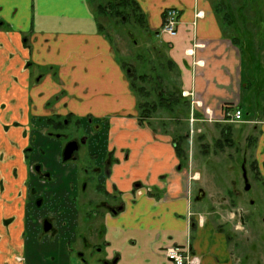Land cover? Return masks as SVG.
<instances>
[{"label":"crops","instance_id":"0c3cea01","mask_svg":"<svg viewBox=\"0 0 264 264\" xmlns=\"http://www.w3.org/2000/svg\"><path fill=\"white\" fill-rule=\"evenodd\" d=\"M135 1L145 28L165 47L178 78L179 100L206 124L195 143L204 146L211 130L207 123L216 124L213 130L219 129L225 143L232 140V124H261L259 138L247 136L244 165L248 161L264 187V105L255 104L264 103V93L251 87L253 70L244 82L245 55L223 30L227 25L208 0ZM169 8L179 12L174 36L161 30ZM136 103L87 0H0V264H27L25 237L32 226L23 150L31 141L30 125L44 126L63 115L80 123L91 119L88 154L100 161L99 180L107 170L98 186L104 197L122 205L117 215L103 217L102 259L173 264L164 251L179 246L190 250L196 264H250L235 234L193 205L189 188L201 181L200 172L192 177L173 139L154 130L150 119L138 122ZM225 109H239L242 122L224 121ZM245 110L246 117L256 118L244 120ZM186 138L193 146V138Z\"/></svg>","mask_w":264,"mask_h":264},{"label":"rangeland","instance_id":"374dc122","mask_svg":"<svg viewBox=\"0 0 264 264\" xmlns=\"http://www.w3.org/2000/svg\"><path fill=\"white\" fill-rule=\"evenodd\" d=\"M208 2L219 20L225 17L221 8L231 14L235 29L227 25L223 30L236 37L245 51L244 82L251 80L248 74L253 70L255 81L251 87L264 93V0ZM98 22L126 77L131 69L136 77L148 75L151 82L143 85L146 89L157 84L159 77L162 81L159 89H165L168 94L164 98L178 91L175 70L166 66L165 47L147 28H141L130 17L123 21L102 17ZM137 84L141 86L139 82ZM149 100L155 102L156 95L151 93ZM246 112L249 111L245 110L244 118L247 119L244 120L256 118L255 115L246 117ZM190 114V104L180 103L172 111L158 109L149 123L154 130L171 139L185 134L190 140L193 138V146L187 140L180 142L185 151L184 167L189 173L192 167V177H197L195 174L199 172L201 175V181L193 182L189 188L193 205L204 207L216 223H224L225 229L235 234L241 250L248 254L250 264H264V187L248 166V161L244 165L247 136L259 138L261 124H232V140L225 143L219 129L213 130L212 125L215 127L216 124L207 123L211 130L207 132L203 146L200 141L195 143V139L202 133L201 126L206 124L194 123L192 128L195 132L190 136ZM89 119L80 123L75 117L63 115L55 120L59 123L56 126L47 123L44 126L30 125L31 141L23 150L27 201L31 202L28 222L32 226L25 237L27 264H100L98 260L103 257V217L109 213L104 208L115 207L118 203L104 197L98 186L103 176L99 180L94 172L100 161L95 162L89 156L86 144ZM260 119H264V114ZM197 130L201 132L197 133ZM213 135L214 139H211ZM218 138L220 144L216 141ZM73 140L80 143L74 160L63 162V150ZM16 173L13 171V176ZM246 184L250 186L249 190H245ZM199 191H203L204 198L197 204L195 199ZM42 219L51 220L53 227L50 232L43 231ZM84 239L89 247L84 246Z\"/></svg>","mask_w":264,"mask_h":264},{"label":"trees","instance_id":"16d2710c","mask_svg":"<svg viewBox=\"0 0 264 264\" xmlns=\"http://www.w3.org/2000/svg\"><path fill=\"white\" fill-rule=\"evenodd\" d=\"M87 2L90 7H93V13H95L97 16L96 19L98 29L102 34H104L103 27L98 22V18L102 17H112L117 21H123L130 17L135 22V24H138L142 28L145 27V16L135 0H87ZM225 10L226 9L221 8V11H224L225 14V17L220 20L221 23L235 29L231 14ZM262 21H264V18L262 19ZM231 41L233 42V44L237 45L240 48L241 54H245L243 47L240 46L239 40L236 39V37ZM166 66L169 70L174 69L170 61L166 62ZM127 78L129 81V87L137 99L136 109L138 114V122L140 124H142L145 120L151 119L152 115H154L155 112L160 108L172 111L173 108L180 103L183 105H187L186 102L179 100L180 93L178 91L171 94L169 93V98L165 97V99L164 96L168 94H166L167 92L165 89H159V85H161L162 83L159 77L157 84H154L149 89H146L145 86H143L144 84H150L151 82V79L148 75L144 74L136 77L134 70L131 69L128 73ZM137 82H139L141 86H139ZM151 93H154L156 95L157 100L155 102L149 100ZM47 123L53 126L59 124H57L55 119L53 118L49 119ZM183 140H187L186 135L182 137L178 136L177 138L172 140L173 144L175 145V151L180 159L181 165L182 161H184L185 159V151L180 147V142Z\"/></svg>","mask_w":264,"mask_h":264},{"label":"built area","instance_id":"2783aa9c","mask_svg":"<svg viewBox=\"0 0 264 264\" xmlns=\"http://www.w3.org/2000/svg\"><path fill=\"white\" fill-rule=\"evenodd\" d=\"M178 10L169 8L164 11L163 24L161 30L163 33L174 36L176 34V27L178 24ZM205 114L209 116V111L205 110ZM210 117V116H209ZM222 119L229 123H238L242 120V112L239 109H226L224 110ZM210 121V120H209ZM190 136L194 134L192 125L196 122H204V120H198L194 113L190 114ZM200 133V130L196 131ZM165 258L173 264H196L195 257L191 254L187 247L170 246L164 251Z\"/></svg>","mask_w":264,"mask_h":264},{"label":"water","instance_id":"95a60500","mask_svg":"<svg viewBox=\"0 0 264 264\" xmlns=\"http://www.w3.org/2000/svg\"><path fill=\"white\" fill-rule=\"evenodd\" d=\"M78 142L73 140L69 143H67V145L65 146L64 150H63V154H62V161L63 162H68L71 160H74V154L78 151ZM36 170H38V167H36ZM245 177V176H244ZM246 181V180H245ZM250 186L248 184H246V188L245 190H249ZM204 197V193L203 191H199L198 196H197V200H200ZM51 223L48 220H44L43 221V231L45 233L49 232L51 230Z\"/></svg>","mask_w":264,"mask_h":264},{"label":"flooded vegetation","instance_id":"af4514ba","mask_svg":"<svg viewBox=\"0 0 264 264\" xmlns=\"http://www.w3.org/2000/svg\"><path fill=\"white\" fill-rule=\"evenodd\" d=\"M142 28V27H141ZM144 28V27H143ZM78 142V141H77ZM84 143V142H83ZM79 142H78V146H79ZM76 154V153H75ZM74 154V155H75ZM69 162V161H68ZM39 170V169H38ZM38 170H36V171H38ZM99 169H96L95 170V172L94 173H96L97 171H98ZM105 173H107V170H103L102 171V176H104L105 175ZM99 175V174H98ZM101 189V188H100ZM102 191H103V189H101ZM103 195H104V192H103ZM105 196V195H104ZM107 198V197H106ZM107 199H109V197L107 198ZM118 204L117 205H115V207H109L108 206V208H104V207H102V208H104V210H107L111 215H117L121 210H122V205H121V203H119V202H117ZM45 220V219H44ZM43 220V221H44ZM47 220V219H46ZM48 221L51 223V227H53L52 226V222H51V220L50 219H48ZM43 224V223H42ZM104 224V223H103ZM43 226V225H42ZM51 230H52V228H51ZM50 230V231H51ZM49 231V232H50ZM103 231H104V226H103ZM48 233V232H47ZM83 244H84V246L85 247H89V243L84 239L83 240ZM105 244V243H104ZM100 264H117V257L115 256V257H113L112 259H109V260H104V259H101V261H98Z\"/></svg>","mask_w":264,"mask_h":264},{"label":"bare ground","instance_id":"6f19581e","mask_svg":"<svg viewBox=\"0 0 264 264\" xmlns=\"http://www.w3.org/2000/svg\"><path fill=\"white\" fill-rule=\"evenodd\" d=\"M194 130V129H193ZM195 132V131H194Z\"/></svg>","mask_w":264,"mask_h":264}]
</instances>
